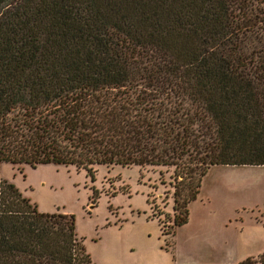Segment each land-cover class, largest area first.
I'll list each match as a JSON object with an SVG mask.
<instances>
[{
	"label": "trees",
	"instance_id": "1",
	"mask_svg": "<svg viewBox=\"0 0 264 264\" xmlns=\"http://www.w3.org/2000/svg\"><path fill=\"white\" fill-rule=\"evenodd\" d=\"M2 164L171 168L186 224L211 166H264V0H0ZM0 264L93 263L0 178Z\"/></svg>",
	"mask_w": 264,
	"mask_h": 264
},
{
	"label": "rangeland",
	"instance_id": "2",
	"mask_svg": "<svg viewBox=\"0 0 264 264\" xmlns=\"http://www.w3.org/2000/svg\"><path fill=\"white\" fill-rule=\"evenodd\" d=\"M172 175L171 168L105 167L97 169L91 181L72 166H0V178L39 212L73 217L93 264L260 261L264 166H211L196 199L188 204L187 223L173 232ZM92 189L96 200L91 199Z\"/></svg>",
	"mask_w": 264,
	"mask_h": 264
}]
</instances>
